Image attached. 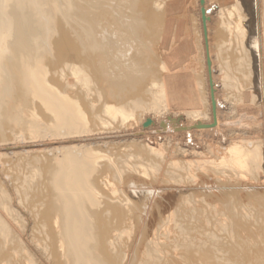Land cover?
<instances>
[{
  "label": "bare ground",
  "instance_id": "bare-ground-1",
  "mask_svg": "<svg viewBox=\"0 0 264 264\" xmlns=\"http://www.w3.org/2000/svg\"><path fill=\"white\" fill-rule=\"evenodd\" d=\"M102 1L113 0H0V264H117L124 235L139 251L148 238L139 264H161L174 229L190 258L223 264L216 232L264 224V0H193L196 29L170 21L127 47L97 24ZM151 5L174 8L140 0L154 23ZM199 52L207 97L191 65ZM212 53L224 86L236 88L231 72L248 81L235 117L236 94L222 114ZM111 55L118 70L102 78L96 64ZM201 108L224 116L219 128ZM185 218L202 229L184 233Z\"/></svg>",
  "mask_w": 264,
  "mask_h": 264
},
{
  "label": "rangeland",
  "instance_id": "rangeland-1",
  "mask_svg": "<svg viewBox=\"0 0 264 264\" xmlns=\"http://www.w3.org/2000/svg\"><path fill=\"white\" fill-rule=\"evenodd\" d=\"M121 1L122 0H113V1H102L101 3H102V5L100 6V8H99V10H94L93 12H95V14L96 15H98V13L100 14V15H102V16H99L98 17V19H97V22H100V24L99 23H97L100 27L101 26H103V27H101V29H104L105 31H108V32H110V33H112V35L114 36L115 34V40L118 42V44H121L122 43V41L124 42V40L126 41V42H124V43H126L125 45H126V47L128 46V45H135V44H137L138 43V41H140L141 40V36H140V33L142 34V32L143 33H145V31H152L153 29V31H162L165 27H166V25H167V23L168 22H172V28H173V30L176 28V27H178L179 26V24L180 25H182L185 29H196L197 27H198V24H199V17L198 16H196V15H198V10H196L198 7H197V5H195V1H193V0H185V2H183V0H164L165 2H169L170 4H172V5H174V8L171 10V12L169 13V12H165L164 11V9L163 10H161L162 11V13H161V11H159V12H157V11H155L154 10V8L152 7L153 5H151L150 7H152V8H150V9H153L154 10V12H157V14L158 13H161L162 14V16H161V20H163V19H166V20H163V22L160 20L158 23L157 22H152V21H146L147 19H146V17L144 16V14L142 13V11H139V9H138V7L137 6H139V1L140 0H134V2H133V0H123L122 1V3H121ZM136 1V2H135ZM138 1V2H137ZM188 1H190V2H188ZM210 1H213V2H215L214 0H210ZM105 2V3H104ZM109 2H111L110 4H109ZM178 2V3H177ZM188 2V3H187ZM195 2V3H194ZM106 3H108V4H106ZM137 3V4H136ZM106 6H105V5ZM134 4V5H133ZM181 5V6H180ZM194 5H195V7H194ZM185 6V7H184ZM195 8H193V7ZM184 7V8H183ZM189 9H188V8ZM114 8V9H113ZM207 9H208V7H206ZM103 10L102 12L105 14L106 13V15L104 16L103 15V13L101 12V10ZM184 9H185V11H184ZM191 9V11L192 12H189V10ZM209 9H211V8H209ZM111 10V11H110ZM134 10H138V11H134ZM97 11H98V13H97ZM183 11V13H181ZM194 11V12H193ZM196 11V12H195ZM141 12V13H140ZM177 12V13H176ZM185 12V13H184ZM197 13V14H196ZM208 14H209V11H208ZM189 15V16H188ZM212 17L214 16V15H211ZM211 16L209 15V17L211 18ZM102 19H101V18ZM104 17V18H103ZM141 17V18H140ZM163 17H165V18H163ZM170 17V18H169ZM198 17V18H197ZM122 19V20H119V21H117L116 19ZM143 18V19H142ZM163 18V19H162ZM181 18V19H180ZM183 18H185L184 19V21H183ZM189 18H190V20H189ZM111 19H114V20H116V21H114V23H112L113 21L111 20ZM139 19V20H138ZM140 19H142V20H144L145 19V21H143L142 22V20H140ZM171 19V20H170ZM125 21V23H132V27H127L126 28V24L125 23H123L124 21ZM138 20V21H137ZM183 21V22H180V21ZM188 20V21H187ZM111 21V22H110ZM121 21H123L122 23H121ZM132 21V22H131ZM167 21V22H166ZM190 21V22H189ZM198 21V22H197ZM118 22V23H117ZM144 22H145V25H144ZM120 23V24H119ZM143 23V24H142ZM148 23V24H147ZM152 23V24H151ZM192 23V24H191ZM197 23V24H196ZM101 24H103V25H101ZM109 24V25H108ZM137 24L138 25H140V26H137ZM174 24H176V25H174ZM193 24H195V25H193ZM97 25V26H98ZM116 25H118V26H116ZM122 25V26H121ZM149 26V28H147V26ZM150 25H153V28H152V26H150ZM250 25V26H249ZM98 26V27H99ZM120 26V27H119ZM143 26V27H142ZM145 26V27H144ZM174 26V27H173ZM197 26V27H196ZM252 26V22L250 21V23L248 24V27H251ZM98 27H96L97 29H98ZM163 27V28H162ZM119 28H120V30H119ZM132 28V29H131ZM137 28H139V29H137ZM146 28V29H145ZM157 28V30H155ZM107 29V30H106ZM128 29V30H127ZM148 29V30H147ZM152 29V30H151ZM122 30V31H121ZM124 31V32H123ZM140 33H139V32ZM130 32H131V34H130ZM133 33H134V35H133ZM138 34V35H137ZM117 35H121V36H117ZM124 35V36H123ZM127 36V38H126V36ZM131 36V38H130V36ZM139 37H137V36ZM69 37L71 38V39H75V34L73 33V32H71V31H69ZM120 37H121V39L123 38V40L122 41H120L121 39H120ZM136 38V39H135ZM139 39V40H138ZM133 40V41H132ZM120 42V43H119ZM137 42V43H136ZM123 44V43H122ZM123 46V45H122ZM115 55H111V57L108 59V60H110V62H108V60L107 59H103V60H101V61H99L97 64H96V66L99 64V67L97 66V69H101L100 67H103L102 68V70L100 71L101 73L99 74L102 78L103 77H106V75L108 76L107 78L108 79H113V76H114V74L117 72V70H118V68H117V66H115L116 68V72H115V69L113 68V64H116L115 62ZM216 57V58H215ZM224 57V56H223ZM199 58V59H198ZM113 61H112V60ZM198 59V60H197ZM201 60V61H200ZM202 60H204V57H203V55H201L200 54V52H199V54H197V57L193 60L194 62L191 64L192 65V67H195V69H196V66H197V70L199 71V77H196L197 79V81H199L200 83H201V87H204V90H205V96H206V93H207V91H206V89H205V82H206V80H205V77H204V73H202V72H204V70L202 69L203 67H204V62L202 61ZM218 62H216V61ZM111 63V65H113V66H111L110 64H108V66L106 65L107 63ZM115 61V62H114ZM196 61V62H195ZM200 61V62H199ZM105 62V63H104ZM221 62V63H220ZM223 62H225V61H223ZM222 61H221V59H220V61H219V59H217V56L216 55H214V53H212V63H214L213 65L214 66H216V67H214V72H215V74H214V76H213V80H214V89H215V91L217 92V97L222 101V103H223V100L225 99V97H226V99H228V97H231L230 95L231 94H236V99H235V97H234V102H231L232 103V106H230L231 108H230V116L231 117H235V115L237 116L240 112H242L241 110H244L245 111V105H244V107H243V104L241 103V100H240V98L239 97H241L242 98V93H240V91H242L240 88H242V86H245V84H248V81H247V79L244 81V78L242 77V76H240L241 74H239L238 72L239 71H234L235 73H233L232 74V72H231V76L233 75V76H235L234 78H235V81H238V82H234L236 85H235V87L237 88V90H235L234 91V89H236V88H229V87H227V86H224L223 85V83H221L222 82V80H223V78L220 76V75H218V70H219V64H222L223 63ZM226 62H228V63H230V59L228 58V61H226ZM232 62V61H231ZM104 63V64H103ZM188 63V66H191V65H189L190 64V62H187ZM187 63H184V65L186 64L187 65ZM197 63H199V64H197ZM203 63V64H202ZM217 63V64H216ZM102 64V65H101ZM203 65V66H200V65ZM195 65V66H194ZM232 65V64H231ZM223 67V66H222ZM108 68H110V70L108 69ZM199 68H201V69H199ZM106 69H108V70H106ZM234 69V68H233ZM217 70V71H216ZM104 71V72H103ZM202 71V72H201ZM203 74H201V73ZM104 73V74H103ZM201 74V75H200ZM110 75V76H109ZM112 76V77H111ZM217 76H219V77H217ZM216 77H217V79H216ZM240 77V78H239ZM218 78H221V80L220 79H218ZM237 78V79H236ZM202 79H203V81H202ZM218 80V81H217ZM243 80V81H242ZM221 81V82H220ZM204 83V84H203ZM240 83V84H239ZM245 83V84H244ZM219 84H221V85H219ZM202 85H204V86H202ZM217 85V86H216ZM221 87H219V86ZM216 86V87H215ZM224 86V87H223ZM239 88H238V87ZM217 87H219V88H217ZM223 87V88H222ZM224 88H227V89H225V90H227V91H225L224 90ZM233 90V91H232ZM239 90V91H238ZM223 91V92H222ZM238 93H237V92ZM228 92V93H227ZM228 94H230V95H228V97H227V95ZM223 94L225 95V96H223ZM207 97V96H206ZM237 98H238V101L236 102V100H237ZM225 101V100H224ZM241 104V106H240V104ZM237 103V104H236ZM225 105V106H224ZM234 105V106H233ZM236 105H238V106H236ZM240 106V107H239ZM227 107H228V105H226V103H223L222 104V106H220V108L222 109V114L224 115V113H226V109H227ZM234 107V108H233ZM240 110H238V109ZM202 109V112L204 113V118H203V120L201 121L203 124H205V125H210L212 122L214 123V124H216V126L219 128V123L221 122V121H218L219 120V117H220V119L222 120V118H224V116L222 115V116H220L219 115V117H218V119H217V121H212V120H214L213 118H211L210 117V114H209V110H208V108H207V110H206V108H201ZM224 110V111H223ZM232 110H234L235 111V113H237V114H235L234 113V111H232ZM237 111H239V112H237ZM235 115H234V114ZM209 114V115H208ZM233 114V115H232ZM205 115H207V118L209 119H206V121H205ZM211 119V120H210ZM212 121V122H211ZM197 122V121H196ZM200 122V121H199ZM209 122V123H208ZM219 122V123H218ZM212 123V124H213ZM221 127V126H220ZM249 131V130H248ZM220 138H221V136H220ZM210 179L211 178H207V180H208V182L210 181ZM216 182H219V180H217ZM210 215V214H209ZM255 218H256V214H255ZM181 220V219H180ZM188 220V221H187ZM186 220V218H185V220H181V221H179V226H180V229L181 230H183V232L184 233H188V231H189V229L191 230V226L192 227H194V226H198V227H195L197 230H200V229H202V224L200 223V221L199 220H196V219H193V220H189V219H187ZM207 220H209V223L210 222H212V223H210V226L212 227H210L209 229H211L210 231H212V232H214L215 233V231L213 230V229H215V228H213V227H215V225H214V222L213 221H215V219L211 216V218H210V216L207 218ZM259 220V219H258ZM186 221V222H185ZM183 222H184V224H183ZM193 222H195V223H193ZM198 223V224H197ZM186 224V225H185ZM196 224V225H195ZM185 225V226H184ZM252 225V226H251ZM251 225H250V227L248 226L247 227V229L242 233H240V232H237V228L233 225V227L231 228L232 230H230V233H220V232H216V235H217V237H218V239H220V249L222 250V252H221V254H220V256H219V258H221V259H223L224 261H223V264H260L261 262H260V260L259 259H261L262 257H263V259H264V224L260 221H256V222H251ZM261 226V227H260ZM186 227V228H185ZM187 227H188V229H187ZM201 227V228H200ZM200 228V229H199ZM253 228V229H252ZM176 230V231H175ZM181 230H180V232H181ZM178 231V232H177ZM256 231V232H255ZM173 233H171L170 234V236H169V240L167 241V242H164L163 244H161V248H162V253H163V257L164 258H162V262H164L163 264H194L195 262H196V264H203V263H201L196 257H193V258H190L189 257V254L184 250V247L182 246L183 244H184V237L185 236H187V235H185V234H183V233H181V234H183V235H181V234H179V229H174V231H172ZM259 232V233H258ZM254 233V234H253ZM228 234V235H227ZM232 234V235H231ZM260 234V235H259ZM176 235V236H175ZM178 235H180V236H178ZM219 235V236H218ZM221 235V236H220ZM235 235V236H234ZM243 235V236H242ZM225 236V237H224ZM238 236H239V238H238ZM124 238H121L120 240H118V242H117V245L119 246V247H121L120 249V252H119V254H118V258L119 259H117V260H120V261H118V262H116L117 264H126L127 263V260H128V258H129V256H136L137 258H135V260L133 261V263L132 264H139V262L141 263V261H142V259L141 258H143V253H144V250H145V247H146V244H145V242H147L148 241V238H147V240L144 242V244L142 245V247H141V250L139 251V249L138 250H136L135 248H134V246L136 247L137 245H136V243H134L135 245L133 246V243H131V240L129 241V239H128V237H127V235H124L123 236ZM127 237V238H126ZM172 237V238H171ZM179 239H178V238ZM181 237V238H180ZM228 237V238H227ZM240 237H242V238H240ZM256 237H257V239H256ZM126 238V239H125ZM151 238V236L149 237V239ZM174 238V239H173ZM226 238V239H225ZM181 239V240H180ZM123 240V241H122ZM171 240H175V241H171ZM250 241V243H249V241ZM252 240V241H251ZM125 242V243H124ZM173 242V243H172ZM176 242H177V244H176ZM179 242V243H178ZM243 242V243H242ZM251 242L252 243H255V245H258L259 247H260V251L258 252V254H255V253H253V251H252V249H251V246L252 245H250L251 244ZM119 243V244H118ZM168 243V244H167ZM247 244V246H246V244ZM174 244V245H173ZM176 244V245H175ZM124 247H122V246ZM169 247H168V246ZM232 245V246H231ZM125 246H126V248H125ZM173 246V247H172ZM178 246V247H177ZM180 246V247H179ZM223 246V247H222ZM129 247V248H128ZM170 248V249H168V248ZM233 247V248H232ZM236 247V248H235ZM238 247H240V248H238ZM247 247V248H246ZM250 247V248H249ZM132 248L134 249V250H132ZM142 248H144V250L142 249ZM167 248V249H166ZM242 248V249H241ZM125 249V250H124ZM173 249V250H172ZM129 250V252H127ZM136 250V251H135ZM233 251V252H231V251ZM239 250H241L240 252H239ZM249 250V251H248ZM139 251V252H138ZM252 251V252H251ZM123 254H122V253ZM131 252V253H130ZM133 252V253H132ZM138 252V255H140V256H138L136 253ZM142 254H141V253ZM165 252V253H164ZM168 252V253H167ZM175 253V255L177 254L178 256H175L174 255V253ZM243 252V253H242ZM140 253V254H139ZM242 253V254H241ZM249 253V254H248ZM128 254H130V255H128ZM133 254V255H132ZM240 254L242 255V257L240 256ZM248 254V255H247ZM263 254V255H262ZM115 255V254H114ZM113 255V257L115 258L116 256H114ZM124 256V257H122V256ZM165 255V256H164ZM169 255V256H168ZM172 255V256H171ZM184 255V256H183ZM186 255V256H185ZM245 255V256H244ZM261 255V256H260ZM127 258H126V257ZM167 256V257H166ZM173 256H174V259H173ZM181 256H183V257H181ZM258 256V257H257ZM10 257H11V260H10ZM185 257H187L186 259H185ZM212 257V258H211ZM244 257H247V258H244ZM251 257V261H250V258ZM121 258H122V261H121ZM171 258V259H170ZM177 258V259H176ZM195 258V259H194ZM213 258H214V256H210L209 257V259L207 260L208 261V263L207 264H216L215 262H213V261H215V260H213ZM8 260H10V263L11 264H25V263H22V262H24L21 258H19V257H16V258H13V256H9L8 258H7ZM136 259H139V260H136ZM167 259V261H165ZM176 259V260H175ZM193 259H194V262H193ZM246 259V260H245ZM247 259H249V260H247ZM16 260V261H15ZM116 260V261H117ZM124 260H126V261H124ZM168 260H171V261H168ZM184 260V261H183ZM245 260V261H244ZM253 260V261H252ZM6 261V259L4 260V262ZM22 261V262H21ZM139 261V262H138ZM174 261V262H173ZM246 261H248V262H246ZM250 261V262H249ZM261 261H263V260H261ZM126 262V263H125ZM162 262H161V264H162ZM167 262V263H166ZM172 262V263H171ZM177 262V263H176ZM213 262V263H212ZM241 262V263H240ZM244 262H246V263H244ZM2 264V263H1ZM206 264V263H205ZM263 264H264V261H263Z\"/></svg>",
  "mask_w": 264,
  "mask_h": 264
}]
</instances>
